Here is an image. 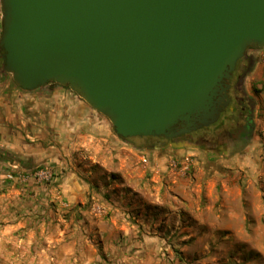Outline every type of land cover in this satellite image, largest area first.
<instances>
[{
  "label": "crops",
  "instance_id": "1",
  "mask_svg": "<svg viewBox=\"0 0 264 264\" xmlns=\"http://www.w3.org/2000/svg\"><path fill=\"white\" fill-rule=\"evenodd\" d=\"M251 80L263 100L264 60ZM0 150V264H203V238L234 235L264 260L262 216L245 210L259 202L242 196L236 173L190 183L169 166L179 155L136 150L64 86L26 92L0 73ZM14 166H48L54 178L5 179ZM164 187L179 197L166 200Z\"/></svg>",
  "mask_w": 264,
  "mask_h": 264
},
{
  "label": "water",
  "instance_id": "2",
  "mask_svg": "<svg viewBox=\"0 0 264 264\" xmlns=\"http://www.w3.org/2000/svg\"><path fill=\"white\" fill-rule=\"evenodd\" d=\"M0 5L2 71L12 84L26 92L67 87L123 139L171 138L194 115L214 122L222 80L248 47L264 48V0Z\"/></svg>",
  "mask_w": 264,
  "mask_h": 264
},
{
  "label": "flooded vegetation",
  "instance_id": "3",
  "mask_svg": "<svg viewBox=\"0 0 264 264\" xmlns=\"http://www.w3.org/2000/svg\"><path fill=\"white\" fill-rule=\"evenodd\" d=\"M263 50L264 48L248 47L236 62L229 78L222 80L214 98L213 108L217 111L214 122L203 125L200 122L202 116L194 115L189 126L184 122L175 124L171 132L177 134L171 138L153 137L154 141L144 146L142 140L134 139L132 142L140 147H136L137 150L148 152L150 147L151 152L193 149L211 158L217 155L224 157L229 152L236 155L240 147L251 138L255 121L261 118L260 107L264 105V95L262 100V88L251 80V76L257 65L264 60ZM2 53L0 50V65ZM0 73L4 72L0 69ZM46 86L55 88L58 84L49 82ZM183 128L187 131L179 133Z\"/></svg>",
  "mask_w": 264,
  "mask_h": 264
},
{
  "label": "rangeland",
  "instance_id": "4",
  "mask_svg": "<svg viewBox=\"0 0 264 264\" xmlns=\"http://www.w3.org/2000/svg\"><path fill=\"white\" fill-rule=\"evenodd\" d=\"M264 51V50H263ZM10 77V76H9ZM10 79V78H9ZM68 89L67 87H65ZM69 90V89H68ZM102 116V115H101ZM108 123L109 121L102 116ZM110 124V123H109ZM111 125V124H110ZM112 127V126H111ZM112 131H114L112 127ZM137 150V149H136ZM169 155H179L178 159L189 157L191 159L190 172L182 174L184 178H189L190 183H202L204 179L203 171L219 173H236L238 183L248 190L242 192V196L259 202V207L252 209L248 206L245 210L249 213H255L262 216L261 224L264 225V114L261 113V118L255 121L252 128L251 138L240 147L238 153L233 156L232 152L224 157H207L205 154L193 149H185L180 151H165L160 153L161 157ZM144 166V165H143ZM146 169V166H144ZM144 170V169H143ZM145 171V170H144ZM231 176V175H230ZM150 180V176H146ZM171 183V182H169ZM163 197L172 199L178 198L179 191L164 187L160 191ZM181 193V192H180ZM202 196V195H200ZM191 198H197L198 195L191 193ZM208 213H203V228H205V220L209 219ZM208 222V221H207ZM247 240L239 235L228 236V238L208 237L203 238V264H264L263 258L257 249H241V244ZM207 247L206 249L204 247ZM19 250V249H18ZM264 250V249H263ZM167 260L172 263L176 254L164 255Z\"/></svg>",
  "mask_w": 264,
  "mask_h": 264
},
{
  "label": "built area",
  "instance_id": "5",
  "mask_svg": "<svg viewBox=\"0 0 264 264\" xmlns=\"http://www.w3.org/2000/svg\"><path fill=\"white\" fill-rule=\"evenodd\" d=\"M0 16H1V5H0ZM140 163L146 166L148 164V157L145 155H142L140 157ZM190 164H191V159L188 156L184 157L181 160L173 159L169 162V166L172 169V171H178V172H181L182 174L189 171ZM12 169L13 170L11 172L5 175V179L7 180L18 179L21 181H26L27 178L31 177L37 182L49 183L54 178L53 171L48 166L37 168L31 171L28 175L25 173H21L19 170H17L15 166Z\"/></svg>",
  "mask_w": 264,
  "mask_h": 264
},
{
  "label": "trees",
  "instance_id": "6",
  "mask_svg": "<svg viewBox=\"0 0 264 264\" xmlns=\"http://www.w3.org/2000/svg\"><path fill=\"white\" fill-rule=\"evenodd\" d=\"M0 69H1V72H3L2 71V64L0 65ZM7 77H8V79L10 78L8 75H7ZM121 138V137H120ZM121 139H123V138H121ZM134 139H140V140H142V142H143V146L144 145H146V144H148V143H152L154 140V138L153 137H137V138H135V137H133V138H128V139H123V140H127L128 142H130L132 145H133V147L135 148V149H137L136 147H139L137 144H134L132 141L134 140ZM143 146H141V147H143ZM140 148V147H139ZM152 149H151V147L149 148V151H151ZM221 154V153H220ZM228 155V154H227ZM4 156H5V153L3 152V151H1L0 150V159L1 160H5V158H4ZM217 156H219V155H217ZM216 156V157H217ZM9 160H11V159H9ZM11 161H13V159L11 160ZM188 172H190V169H189V171ZM188 172H186V173H188Z\"/></svg>",
  "mask_w": 264,
  "mask_h": 264
}]
</instances>
